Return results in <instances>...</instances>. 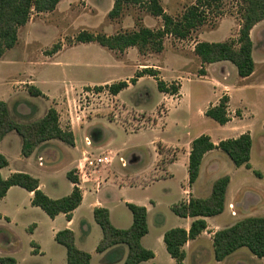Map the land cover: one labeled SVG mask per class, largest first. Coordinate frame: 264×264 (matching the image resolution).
<instances>
[{
	"label": "crops",
	"instance_id": "obj_1",
	"mask_svg": "<svg viewBox=\"0 0 264 264\" xmlns=\"http://www.w3.org/2000/svg\"><path fill=\"white\" fill-rule=\"evenodd\" d=\"M146 19L147 17L144 18V24ZM156 22V26L149 28L160 29L162 23ZM261 26H264V21L253 28L251 37ZM132 29L137 31L136 28ZM195 46L192 50L193 54L197 60L201 61L194 53ZM254 47L253 41L255 62ZM134 50L137 48H129L124 55L128 56ZM137 54L140 58L145 57ZM176 55L181 58L182 62H186L187 59L182 53ZM227 64V62L207 64L206 75L201 76L202 79L210 77V68L213 66L220 68L219 72L223 80L213 81L215 89L218 88L220 92L213 103H206L201 108L200 113L205 116L207 109L218 104L223 96L229 98L230 122L221 126L209 118L220 126L218 129L213 125V129L224 132L223 137L215 140L213 132L209 129L191 130L186 127L177 129L175 132L170 131L168 119L171 110L168 109L163 125L160 127L158 124L157 128L162 129V135L170 131L171 138L163 139L160 133L156 135L155 141L151 142L152 161L137 172L132 170L130 173L124 172L123 169H127L134 163V157L132 159L130 157L134 156L132 155L133 150L138 146L133 145V148H129L130 146L122 140V137L118 138V134L112 132L109 127L100 126V122L96 121L88 127L81 126L77 121V116H83L85 111L77 109L70 90L67 89L62 95L55 97L46 93L42 88L36 87L33 81L24 82L28 87L24 91L17 90L15 85L8 89L7 96L0 101L7 103L13 120L23 124L31 123L43 118L50 108H54L60 115L61 127L73 132L75 143L74 146H70L60 140H51L38 146L29 157H24L22 138L14 131L10 132L0 142V155L8 160V166L0 169L1 177L5 180L14 173L29 174L39 180L40 189L53 200L69 196L74 188L78 187L82 193V203L73 212L70 220L65 214H59L52 219L42 209L32 205L33 193L21 187H11L0 201V246L15 247L17 243L13 239H26V243L30 245L28 254L25 256L28 264H67V251L55 241V237L59 231L68 229L74 233L76 247L91 255V264H125L129 252L126 245L115 246L103 253L97 251L103 239V231L95 221L94 212L98 208L107 209L112 225L117 229L127 230L133 225V214L127 206L131 203L147 209L149 231L142 238L141 244L155 254L154 259L140 264H176L167 252L164 235L167 231L176 228L189 231L195 219L179 217L172 211V208L180 203H188L190 199L210 198L215 182L223 177H229L230 183L226 192L223 213L205 218L207 229L196 239L189 240L184 246L186 253L184 264H207L208 261L210 264L212 258L210 255L212 252L214 254L213 238L216 232L232 227L246 218L264 217V119L259 122V126L254 124L256 113L264 112V53L260 59V65L255 62V70L248 78L236 75L237 69ZM136 70L141 69L137 67ZM144 78L146 76L140 78L137 84ZM176 80L181 81L179 98L174 100V97L169 95L167 100L179 105L183 101L181 92L184 88V81L175 77L166 82ZM106 85L96 86H104L103 89L106 91ZM29 87L39 89L44 96H31L28 92ZM123 92L116 96L111 95L118 98ZM25 94L38 99L41 106L36 107L34 102L23 98ZM102 94L98 92L97 95ZM236 97L238 101L234 104ZM102 110L106 111L108 108H102ZM237 111L240 112V116H234ZM69 119L70 122H68ZM153 130L156 131V129ZM98 131L103 132L102 138L97 139ZM122 132L127 136L131 135L124 130ZM245 133H249L252 138L250 169L245 166H235L223 151L214 149L205 154L200 165L198 179L190 184L189 159L192 142L196 138L208 135L217 146L223 140L236 139ZM87 138L91 139L90 146L87 145ZM128 152L131 154L126 161L131 164L123 167L119 159H123ZM92 153L97 155L109 153L114 159L111 167L99 173L101 184L97 187L94 180L77 185L72 183L68 179V173L71 171L75 173V169L82 164L85 155ZM136 158L144 164L142 155L139 154ZM135 185L141 187L144 192L140 198H134L130 193V190L137 188ZM13 229L17 230L16 234ZM111 254L117 255L119 260L110 262L108 259ZM15 260L16 264H20L19 258ZM259 260H264V258ZM224 261L216 262L223 264Z\"/></svg>",
	"mask_w": 264,
	"mask_h": 264
},
{
	"label": "rangeland",
	"instance_id": "obj_2",
	"mask_svg": "<svg viewBox=\"0 0 264 264\" xmlns=\"http://www.w3.org/2000/svg\"><path fill=\"white\" fill-rule=\"evenodd\" d=\"M161 2L170 16L179 19L195 0H161ZM113 4L114 0H63L53 12L41 14L34 12L30 22L20 28L16 46L8 50L0 60V100L7 96L8 89L13 85L17 90H27L28 87L24 82L29 81H33L36 87L55 97L62 95L67 89L70 90L77 109L85 111L83 116H77L81 126L88 127L96 121L100 122V126H107L118 134V138L122 137L129 148H133V145L138 146L133 150L134 156L130 157L131 159L134 157V163L130 166L131 163L127 162L128 168L123 169L126 173L132 170L137 172L152 161L151 142L155 141L156 135L161 134L162 129L157 127L158 124L160 127L163 125L168 109L171 110L168 119L170 131L175 132L186 127L191 130L209 129L213 132L215 140L223 137L224 132L213 129V125L218 129L220 126L200 113L201 108L206 103H213L220 92L218 88L215 89L213 83L214 80H223L219 72L220 68L211 67L210 77L202 79L200 71L202 69L206 71L207 66H203L202 62L195 58L192 50L199 41L237 40L241 25V0H227L223 5L221 16L211 14L206 23L193 31L185 40L165 37L164 49L161 53L150 50L142 55L138 50H134L126 56L125 52L110 51L95 42H75L76 36L83 31L113 35L132 32L134 31L132 28L138 30L145 24L147 28H151L156 26V21L162 23L160 29L163 26L161 19L151 16L144 9L134 5L124 7L121 16L111 20L108 13L113 8ZM123 28L125 30H122ZM252 37L255 44V62L260 65L264 53V26L257 29ZM57 44L61 45V50L53 56H48ZM137 53L145 57L140 58ZM177 53H182L183 57H186L185 63L176 55ZM227 63L236 69L233 64ZM137 67L141 70H136ZM146 68L159 71V78L165 82L175 77L184 81L181 104L168 102L169 94H162L157 88L155 79L150 76H146L137 85H130L118 98L112 97L110 92L103 88L95 89L96 85H112L122 80H130L137 72ZM236 75H238L237 71ZM166 83L180 85L181 81ZM91 86L94 87L89 88ZM98 92L103 94L98 96ZM179 94L180 90L177 95L170 96L176 100ZM23 98L34 102L36 107L41 106L40 101L29 94L23 95ZM237 101L238 97L235 98L234 104ZM102 108L108 110L104 111ZM238 113L240 112L237 111L234 116H238ZM61 115L63 117V113ZM263 119L264 112H257L254 124L259 126V122ZM70 121L69 119L68 122ZM123 130L131 135L127 136L122 132ZM170 131L160 136L163 139L171 138ZM101 136L103 132L98 131L97 139ZM130 154L131 152H128L123 159L127 160ZM139 154L143 156L144 164L137 161L136 157H139ZM121 159L119 163L122 166ZM135 186L137 188L130 190V193L134 198L142 197L144 192L141 187ZM13 230L16 234L17 230ZM13 240L17 243L15 247L0 246V256L19 258L20 264H28L25 256L30 248L29 243H26V239ZM210 256L212 257L210 264H219L215 261L213 252ZM259 259L247 248H243L228 257L223 264H264V260Z\"/></svg>",
	"mask_w": 264,
	"mask_h": 264
},
{
	"label": "trees",
	"instance_id": "obj_3",
	"mask_svg": "<svg viewBox=\"0 0 264 264\" xmlns=\"http://www.w3.org/2000/svg\"><path fill=\"white\" fill-rule=\"evenodd\" d=\"M62 1L0 0V60L8 50L16 46L20 28L30 22L34 12L38 14L53 12ZM226 1L195 0L194 4L189 6L179 19H176L165 11L161 0H114L113 8L108 13L111 20L119 18L124 7L134 5L144 9L151 16L161 19L162 28L152 30L142 26L137 31L120 32L114 35L83 31L76 36L75 42H95L110 51L119 53H124L129 48H137L142 55L150 50L161 53L164 49L165 37L187 39L193 31L206 23L211 14H216L217 17L221 16ZM240 15L241 25L236 41L198 42L194 52L201 59L203 66L230 62L236 67L241 78H248L255 70L251 31L257 24L264 21V0H241ZM60 50L61 45L57 44L48 53V56H53ZM205 74L206 71L202 69L200 76H205ZM145 76L155 79L161 93L174 96L180 90V85H168L160 79L159 71L153 68L137 72L130 80L119 81L105 87L110 94L116 96L130 85H136L138 80ZM102 88L95 87L96 90H102ZM28 92L34 97L44 96L35 87H29ZM228 106L229 98L223 96L218 104L207 109L205 116L224 126L231 120ZM238 116H240L239 113ZM13 131L22 138V155L24 157H29L38 146L51 140H60L70 146H74L75 143L73 132L61 127L60 116L54 108H50L43 118L23 124L13 120L7 103L0 101V142ZM251 148L252 138L249 133L242 134L236 139L223 140L217 146L212 142L210 136L201 135L192 142L188 168L190 184L195 183L198 179L200 165L208 152L220 149L235 166H245L250 169ZM7 166L8 160L0 155V169ZM68 179L72 183L78 184V178L73 171L68 173ZM229 183L230 178L223 177L215 182L210 198L190 199L188 203H180L172 208V211L179 217L195 219L189 231L176 228L167 231L164 235L167 252L176 261V264H184L186 243L196 239L207 229L205 218L223 213ZM14 186L33 193L32 205L42 209L52 219L59 214H65L70 220L73 212L82 203V193L78 187H75L69 196L53 200L40 189L39 180L26 173H14L5 180L0 175V201ZM127 206L133 214V225L127 230H120L112 225L107 209L98 208L95 210V221L103 231V239L99 243L97 251L103 253L115 246L126 245L129 252L125 264H140L150 261L154 259L155 254L145 249L141 244L142 238L149 231L147 209L131 203ZM55 241L66 249L67 264H91V255L76 247L74 233L71 230L59 231ZM213 248L214 258L217 262L224 261L242 248H247L251 254L260 259L264 258V217L246 218L232 227L216 232L213 238ZM108 260L117 262L119 257L111 254ZM0 264H16V260L10 257H0Z\"/></svg>",
	"mask_w": 264,
	"mask_h": 264
},
{
	"label": "built area",
	"instance_id": "obj_4",
	"mask_svg": "<svg viewBox=\"0 0 264 264\" xmlns=\"http://www.w3.org/2000/svg\"><path fill=\"white\" fill-rule=\"evenodd\" d=\"M87 145L90 146L91 142L87 138ZM113 157L109 153L100 154H86L83 158L82 164L78 165L75 169V176L78 178V184L87 183L94 180L97 187L101 184V180L98 177L102 170L108 169L113 164ZM123 167H127V161L125 159L120 160Z\"/></svg>",
	"mask_w": 264,
	"mask_h": 264
}]
</instances>
